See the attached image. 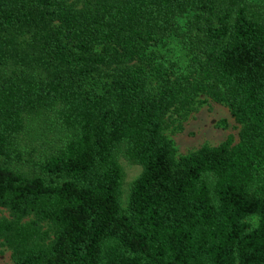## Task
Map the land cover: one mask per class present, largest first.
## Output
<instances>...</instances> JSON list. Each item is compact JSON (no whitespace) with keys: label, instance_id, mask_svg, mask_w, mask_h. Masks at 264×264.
Listing matches in <instances>:
<instances>
[{"label":"trees","instance_id":"1","mask_svg":"<svg viewBox=\"0 0 264 264\" xmlns=\"http://www.w3.org/2000/svg\"><path fill=\"white\" fill-rule=\"evenodd\" d=\"M202 94L238 140L176 155ZM33 116L56 138L19 168ZM1 209L12 264H264V6L0 0Z\"/></svg>","mask_w":264,"mask_h":264},{"label":"rangeland","instance_id":"2","mask_svg":"<svg viewBox=\"0 0 264 264\" xmlns=\"http://www.w3.org/2000/svg\"><path fill=\"white\" fill-rule=\"evenodd\" d=\"M261 3L264 6V0H252ZM179 45V44H178ZM170 49L176 50V53H182L181 47L170 44ZM200 102L186 118L180 120L176 117L175 112L170 113L172 123L164 130L165 134L172 140L176 155L190 152L203 144L216 145L231 135L233 142L238 140V131L240 125L231 116L230 111L223 103L212 101L206 95H200ZM44 116H33L29 118L25 129L20 134V142L25 145L21 154L20 165L25 159V153L28 149L42 150L49 144V139H55L56 133L49 127ZM10 159L13 167L17 160ZM119 161L124 170V180L122 184V200L125 201L132 180L140 173L141 166L137 163L128 161L123 156ZM7 214L6 210L1 209L0 215ZM252 222L256 217L249 218ZM0 264H12L10 258V249L0 245Z\"/></svg>","mask_w":264,"mask_h":264}]
</instances>
